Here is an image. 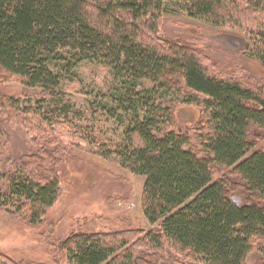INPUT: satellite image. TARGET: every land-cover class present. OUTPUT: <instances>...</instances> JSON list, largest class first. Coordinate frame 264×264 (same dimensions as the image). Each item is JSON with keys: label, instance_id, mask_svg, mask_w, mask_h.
<instances>
[{"label": "trees", "instance_id": "trees-1", "mask_svg": "<svg viewBox=\"0 0 264 264\" xmlns=\"http://www.w3.org/2000/svg\"><path fill=\"white\" fill-rule=\"evenodd\" d=\"M171 4L216 26L247 28L244 52L264 66V25L253 15H264V0H0V74L39 88L42 106L84 63L112 73L110 103L101 109L126 127L123 140L100 154L145 177L142 208L159 223L136 242L74 233L61 245L70 264H179L166 243L192 264H247L253 250L264 264V150L251 141L264 131L263 86L211 75L193 47L159 39ZM176 104L201 110L198 152L178 127ZM31 110L46 118L40 107ZM224 170L239 182L215 177ZM241 183L248 198L237 204L229 191ZM60 195L55 175L0 166V208L13 216L38 225Z\"/></svg>", "mask_w": 264, "mask_h": 264}, {"label": "rangeland", "instance_id": "rangeland-1", "mask_svg": "<svg viewBox=\"0 0 264 264\" xmlns=\"http://www.w3.org/2000/svg\"><path fill=\"white\" fill-rule=\"evenodd\" d=\"M253 13L258 25H264V15ZM160 23L158 38L193 47L211 75L264 89V66L244 52L247 28L216 26L206 19L190 17L175 4L170 5ZM113 87V75L105 66L87 62L79 66L77 77L62 82V91L54 100L47 98L42 106L39 88L25 86L17 76L0 74L3 173L26 165L37 176L43 174L50 179L55 175L61 186L58 201L38 225L0 208V264H70L61 245L74 233L124 234L136 242L159 226L149 222L142 208L145 177L100 154L124 138L126 124L101 109L103 102L110 103ZM11 101L19 104V110ZM38 107L46 118L31 110ZM176 107L178 127L192 134V146L198 152L201 110L192 104ZM251 135L254 151L264 150V131ZM215 174L216 178L239 182L227 170ZM229 197L243 204L248 193L241 183L230 189ZM165 249L179 264H192L172 245L166 243ZM261 259V254L253 250L247 264H260Z\"/></svg>", "mask_w": 264, "mask_h": 264}]
</instances>
